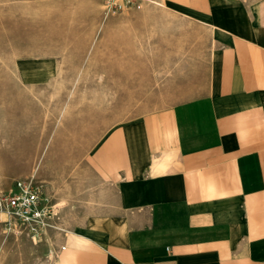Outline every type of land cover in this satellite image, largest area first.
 I'll return each mask as SVG.
<instances>
[{"label": "crops", "instance_id": "1", "mask_svg": "<svg viewBox=\"0 0 264 264\" xmlns=\"http://www.w3.org/2000/svg\"><path fill=\"white\" fill-rule=\"evenodd\" d=\"M151 2L213 34L204 92L111 129L39 246L51 264H264V0Z\"/></svg>", "mask_w": 264, "mask_h": 264}, {"label": "rangeland", "instance_id": "2", "mask_svg": "<svg viewBox=\"0 0 264 264\" xmlns=\"http://www.w3.org/2000/svg\"><path fill=\"white\" fill-rule=\"evenodd\" d=\"M151 1L0 0V194L33 178L73 211L111 129L204 92L213 34ZM39 244L0 224V264H51Z\"/></svg>", "mask_w": 264, "mask_h": 264}, {"label": "built area", "instance_id": "3", "mask_svg": "<svg viewBox=\"0 0 264 264\" xmlns=\"http://www.w3.org/2000/svg\"><path fill=\"white\" fill-rule=\"evenodd\" d=\"M107 5L125 10L132 2L106 0ZM54 204L44 185L33 178L18 179L14 187L0 194V224L6 232L25 234L33 242L41 241L53 225Z\"/></svg>", "mask_w": 264, "mask_h": 264}]
</instances>
